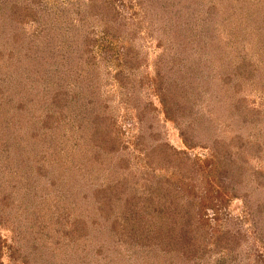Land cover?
Wrapping results in <instances>:
<instances>
[{"label":"rangeland","instance_id":"1","mask_svg":"<svg viewBox=\"0 0 264 264\" xmlns=\"http://www.w3.org/2000/svg\"><path fill=\"white\" fill-rule=\"evenodd\" d=\"M40 1L43 9L56 11V18L60 16L61 10L69 8V4L79 0ZM119 1L125 5L128 16L133 13V16H130L133 18V23L137 18L142 17V8L137 4L131 7V0ZM187 2L191 3L189 7L194 8V17L191 22L189 20L194 35L189 36V30H183L182 35L187 32L191 38L185 44L186 50L182 59L193 73L191 84L194 88L189 87L188 98L193 105L196 104L195 112L199 120L194 118L192 120L195 124L198 121L202 122L195 141L216 140L223 146L227 145L231 152H236L239 166L236 168L237 165L232 163L231 169L236 173L237 194H246V198L252 204L264 205V186L258 187L248 178L252 170L264 171V0H189ZM183 8L185 9V6ZM181 18L184 19L182 14ZM185 20L187 21L188 18ZM100 22L98 20L96 24L91 23L83 29H86L87 33L94 32V38L97 39L94 51L99 54L105 50L109 57H107L109 63L106 62L107 64L102 66V77L98 80L100 90L108 100V112L116 116L121 126H126L128 123L125 119L131 118V125L120 132L123 141L120 146L122 151H119L116 159H123L122 166L119 162L116 163L122 169H117L120 173L116 175H109L108 169L99 171L93 168L89 173L91 170L89 168L87 174H84L82 170L72 167L73 161L70 160L72 158L67 157L66 153L57 152V149L55 152L53 147V139L59 132L61 135L65 134L66 147L74 143L75 137L73 138L72 134L75 132L66 125H71L70 121L66 117L65 121L60 119V126L55 123L49 126L43 115L46 108L41 107L36 101L37 97L46 98L47 87L37 84L40 85V89L37 86L35 89L32 85L34 91L39 89V92L33 94L25 91V87L20 89L22 87L20 83L5 79V81L9 80L8 88V83L0 81V154L3 151L8 156L7 165L0 164V197L3 191L17 188V185L24 186L26 182L30 183L28 188L32 187L31 190L23 187L25 198L21 200L19 198L21 202L15 208H13L14 204L7 206L3 202L0 203L3 264L24 262L26 264H167L169 251L165 249L162 251L160 246L164 245L161 242L158 245L159 241L154 238L161 237L162 218H157L155 213H151L152 210L148 212L147 207L145 210L139 209L144 211L143 218L135 216L131 219V174L134 173L133 179H139L140 185L143 181L146 182L145 186L149 193H144L146 197L154 198V204L163 201L155 195V190L160 188L159 185L165 183L167 179L174 180L179 175L177 171H173L174 169L165 171L156 168V171L152 172L146 164L145 155L139 148H135V137L139 127L133 123L135 120L133 110L120 102L121 89L113 77V74L123 68L121 46L131 49V33L124 32L110 41V38L103 36L104 26L100 25ZM63 26L74 28L77 24L71 27L65 24ZM26 28L34 29L35 26L29 23ZM130 29L131 19L128 21V30ZM63 35L68 38L72 34L65 32ZM139 35L142 37L139 36L135 41V51L142 58L146 56L148 61L143 62L142 69H138L135 75H150L153 72L151 62L162 48L158 46L155 37L146 35L145 28ZM12 48L9 43H0V51L3 53L0 65L9 67L13 64L19 65L16 63L17 54L24 50H19V53L16 50L14 54H9ZM183 63L182 70L186 72ZM27 79L32 82V78L27 77ZM141 93L142 95L144 93L146 99L147 96L153 95L147 88ZM233 101H236L241 111L234 109ZM56 116L54 117L56 119L48 118V120H57L59 116ZM157 118L154 128L160 131V138L167 140L171 147L180 151L185 150L191 157L195 156L199 159L198 167L207 166V158L210 159V155L205 147L186 148L174 122L165 119L160 112L157 113ZM124 145L127 148L123 149ZM87 153H83L80 161H89L88 157L92 155ZM115 161H112L108 167L110 173ZM66 163L69 167H66ZM15 171L19 173L15 174L19 177L15 178L16 181H10ZM213 182L206 184L198 174L195 187L191 184L192 190L205 188L207 193L203 194L209 196L203 202L195 199L193 205V212L197 218H199L196 213L198 211L203 218L200 222L195 220V226L191 227L195 244L200 249L203 245L206 246L200 264L254 262L258 253L264 254V246L257 243L251 216L247 214L241 198H232L226 187L225 190H221ZM139 188L145 189L144 186ZM100 189L103 191H98ZM104 189L106 193H110L111 198L123 193L122 196L129 201L118 200L117 204L111 201L113 211L109 212L108 208H104L105 212L97 215V203L104 204L107 199L102 200ZM96 191L98 194L94 196ZM194 194L198 195V191ZM38 197H44L46 201L37 212L33 202L36 203ZM229 220L239 221L236 225L246 230L247 240L255 244L253 249L248 245H244L245 249H241L238 245L242 255L238 254L233 259L229 257L226 247H221L216 241L217 236L224 231L225 224L230 223ZM19 236L20 240L17 238ZM150 238H152L151 242L146 241ZM12 245H17L19 248L14 254L15 257L9 258L7 248ZM34 246H39L36 250L38 254L49 258L43 260L38 259L37 256L32 259L29 250Z\"/></svg>","mask_w":264,"mask_h":264},{"label":"trees","instance_id":"2","mask_svg":"<svg viewBox=\"0 0 264 264\" xmlns=\"http://www.w3.org/2000/svg\"><path fill=\"white\" fill-rule=\"evenodd\" d=\"M183 1L131 0V7L133 4H137L142 8V17L137 18L136 22L133 23V18H131L133 13L130 15L131 17L128 16L125 12V5H122L119 0L73 1L69 4V8L61 10L60 16H57L58 19L55 18L56 11L50 12L48 9H43L40 0H0V43H9L10 47H13L9 54H14L16 50L18 53L19 50H24L17 54L18 61L16 63L19 65L13 64L10 67L0 65V81L3 82L5 79H9L15 83H20L22 84L20 89L25 87V91L33 94L39 92L40 85L37 84L47 87L46 98L37 97L36 99L41 107L46 108L43 114L44 120L49 123V126L50 124L53 126L54 123L60 126V119L65 121L67 117L71 125H66L75 132L72 134L75 141L70 147H66L65 134L56 133L53 139L54 151L56 152L57 149V152L66 153L67 157L72 158L70 159L73 161L72 167L82 170L84 174H87L89 168H91L89 173L93 168H96L99 171L108 169L109 175H116L120 173L117 169H122L121 161H123V159H116L119 151H122L120 146L123 141L120 132L125 131V128L131 125V118H126L128 124L121 126L118 124L116 116L108 112V100L103 96L100 90L101 86L98 84V80L102 77V66L107 64L106 62L109 63V60H107L108 55L105 50H102L99 54L94 51V45L97 43L94 32L87 33L83 27L91 23L96 24L100 20V25L104 26L103 36L110 38V41L124 32L131 33V49L121 46L120 53L122 54L123 68L113 74V77H115L114 79H116L121 89L120 102L124 103L128 109L133 110L135 119L133 123L139 127V132L135 137V148H139L145 155L146 164L152 169V172L156 171V168H162L165 171L174 169L173 171H177L179 175L178 178L174 180L167 179L165 183L159 185L160 188L155 190V195L163 201L154 204V198L145 195V193H149L148 188L145 186L146 182L143 181V184L140 185L141 182L138 178L133 179L132 175L134 173L131 171V219L135 216L143 218V210L148 207V212L152 210L151 213H155L157 218H162L161 237L154 238L159 241L158 245H160V242L164 245L163 247L160 246L162 251L164 249L169 251L167 264H200L206 246L203 245L200 249L195 244V236L191 227L195 226V220L200 222L203 218L198 214V210L196 213L199 218H197L193 212V205L195 199L203 202L209 196L203 194L207 193L205 188L199 187L198 190L193 188V192L191 184L195 187L194 184H196L198 174L206 184L214 181L213 183L219 189L225 190L226 187L228 189L226 191L231 193L232 198L239 197L242 199L247 214L249 213L252 218V228L257 243L263 246L264 205L252 204L246 198V194H237L235 187L236 173H234V169H231L232 163L237 165L236 168L239 166V158L236 157V152H231L227 145L223 146L216 140H211V142L195 141L199 135L202 122L198 121L195 124L192 120L193 118L199 120L195 112V109H197L196 104L193 105L188 98L189 87L194 88L191 84L193 73L192 69L189 70L185 62L183 63V54L186 50L185 44L191 38L189 36L193 37L194 35L192 24L189 23V20L191 22L194 17V8L189 7L191 6V3L187 2L189 0ZM181 14L184 19L181 18ZM185 18H188V20L186 21ZM129 19H131L130 30H128ZM29 23L33 24L35 28L27 29L26 26ZM63 23L69 27L75 24L77 26L68 28L64 27ZM68 23H71V25ZM145 23H147V26L149 25L148 28L147 26L144 27ZM144 28L146 35L155 37L158 46L162 49L151 62L153 72L150 75L136 76L135 72H138L140 68L142 69L144 61H148L146 56L140 57V54L134 48L135 41ZM183 30H189V36L187 32L182 35ZM65 32L72 34L71 37L67 38L63 35ZM1 57H3V53L0 51ZM182 63L186 68V72L182 70ZM22 68L24 69L22 70ZM27 77L32 78V82L28 81ZM9 80L5 81V84ZM27 85L30 86L26 87ZM32 85L35 89L36 86L39 89L34 91ZM7 87H10V83ZM145 88L152 91V97L147 96L146 99L144 93L142 95L141 91ZM233 102H235L233 104L234 109L241 111L236 101ZM3 105H5V102H3ZM159 112L162 113L165 119L174 122L186 148L205 147L209 151L210 159L207 158V166L198 167L199 159L195 156L194 158L191 157L185 150L180 151L171 147L167 140L160 138V131L154 128V122L155 119L158 121L157 113ZM54 114L59 116L58 119L48 120V118L56 119ZM124 146L123 149L127 148V146ZM88 151L89 153H87ZM83 153L92 155V157H88L89 163L80 161L84 155ZM239 156L241 157V155ZM7 157L2 151L0 164L7 165ZM212 159L213 161H211ZM112 161L115 162L110 173L108 167H110ZM116 162H119L121 166ZM17 173L16 171L12 173L10 181H16L15 178L19 177V175L16 176ZM248 178L256 183L258 187L264 186L263 170H252ZM29 184V182H26L21 187L16 184L17 188L3 191L0 203L3 202L7 206L14 204L13 208H15L21 202L20 200L25 198L23 187L27 189ZM140 186H144L145 189L142 190L139 188ZM28 189L31 190L32 187L30 186ZM101 190L103 191V189L98 191ZM98 191L94 192V196L98 194ZM195 191H198V195H193ZM13 193H17V195L14 196ZM122 195L123 193H119L111 198L110 193H106L104 189L102 200L107 199L104 204L102 202L97 203V215H102L105 212L104 208H108V211L112 212L113 205L111 201L116 204L118 200L119 202L129 201ZM191 195L192 198H190ZM35 201L36 203H33L38 212V208L42 206V203H45L46 198L38 197ZM140 208H143V210H139ZM36 222L37 219L34 225ZM236 222L239 221L226 223V229L223 228L224 231L216 238L217 244L226 247L229 257L232 259L237 257L238 254L239 256L242 255V251L238 250V245L241 249L244 248V245H248L253 249V245H255L247 240L246 230L238 227ZM232 224L234 226H231ZM17 238L20 240V236ZM149 240L151 242L152 238L146 241ZM34 247L29 250L32 259L37 256L38 259L43 260L49 258L37 253L36 250L39 249V246ZM18 248L17 245L9 246L7 248L8 257H15L14 254ZM1 249L0 241V264H3ZM13 259L15 260V258ZM22 264H26V262ZM249 264H264V254L258 253L255 261Z\"/></svg>","mask_w":264,"mask_h":264}]
</instances>
